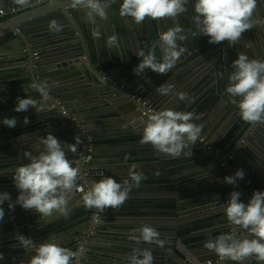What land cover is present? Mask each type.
Returning a JSON list of instances; mask_svg holds the SVG:
<instances>
[{
	"label": "water",
	"instance_id": "95a60500",
	"mask_svg": "<svg viewBox=\"0 0 264 264\" xmlns=\"http://www.w3.org/2000/svg\"><path fill=\"white\" fill-rule=\"evenodd\" d=\"M120 2L110 5L106 20L97 16L95 23L86 17V9L73 7L72 0H51L46 3L49 4L47 6L45 3L40 5L46 6L42 9L33 12V8L0 21V63L5 67L15 62L20 65L18 68L22 69L21 77L27 82L28 93L38 102L39 109L37 111L35 106H30L33 109V120H29L27 124L19 114L10 115L21 118L15 127L4 125L2 120L5 117L0 115L1 124L12 134V140L6 144L3 159L8 165H11V161L14 162L17 167L28 163L25 153L38 155L43 150L40 148L42 144L35 142L31 149H26L29 133L16 136V130H28L38 127L40 121L56 119L64 129L60 133L72 131L70 136L75 137L77 144L75 151H68L72 152L70 155L66 152L72 165L80 172L77 190L70 195L69 201L80 199L83 203V193L89 190L93 182H98L105 176H112L116 180L118 178L114 175L115 170L110 169L113 162L102 168L96 165L91 156L92 149L88 139L95 134L96 129L102 127L100 119L105 115L126 113L132 119L135 129L142 132L151 116L143 114L144 100L149 99V104L154 105L158 111L171 109L194 113L200 103L212 99L211 104L198 117L202 132L199 140L192 146L191 157L181 155L173 158L158 153L151 144L144 143L152 148L148 152L153 156L152 159L158 161L159 167L164 166L162 172L168 173V176L155 179V182L159 183V188L169 191L160 198H131L129 195L124 204L117 208V215L133 217L131 220L120 219L119 223V226L125 227L120 228L122 231L128 228L132 230L128 233L121 232L117 241L100 247V255L111 263L128 264V257L135 248H147L153 253L154 264H237L229 259L221 260L207 249L205 244L209 239L206 236L215 231L219 235L231 232L233 225L227 220L224 206L226 196L232 191H240V199L244 202L256 190L264 191V124L244 122L237 112L232 119L224 122L214 112L227 104L236 106L230 102L225 89L228 76L233 71V61L241 52H248L242 46L244 41L251 44L250 59L261 57L264 60V23L245 31L240 42L235 45H229L228 41L213 44L209 43L207 36H199L196 32L192 0H188L187 12L174 19L145 18L140 24L132 18L119 15ZM16 3V0H0V9ZM253 18L264 21V0H257ZM52 22L59 25V31L50 28ZM173 25L181 26L188 36L187 40L178 41L188 51L178 59L175 67L166 74L147 72L144 69L143 73H135L128 80V75L126 79H120L119 75L132 71L139 58L132 50L133 32L139 36L146 35L150 43H154V39L160 43V33ZM113 35L117 37L118 46L109 47L107 40ZM154 51L156 54V49ZM82 55H85V61L79 59ZM156 59L161 61L157 54ZM7 72L2 70L0 74ZM84 77L89 86L85 87L81 83H76V86L75 82H80ZM133 79L134 85L139 87L137 90L131 89L133 83L130 80ZM41 82L49 85L50 98L46 101L38 89L33 87ZM166 84L174 85L173 91L169 95H162L157 88ZM181 93L187 94L188 98L180 99ZM99 97L104 104L100 109L94 104H88L91 98L95 101ZM56 99L62 104H58ZM63 110H67V114ZM88 123L91 126H86ZM201 138L212 144L213 149L207 151ZM222 138L228 143L227 152L234 153L235 159L227 160V152H224L225 156L216 153L218 140L215 139ZM178 165L180 170L177 171ZM237 169H244L246 175L235 185L229 186L224 178L233 175ZM100 170L105 173L101 174ZM5 191L11 194V201L15 202L19 190L9 175L0 183V192ZM134 191L131 189L130 193ZM69 201L68 209L71 206ZM8 204L9 201H5L3 205L5 215L0 220V237L10 238L13 246L8 249L17 258L27 259L29 262L35 253L24 249L17 239L18 235L32 238L37 245L52 241L53 235L59 232L55 224L60 221L56 219L61 214L41 217L34 209L26 210L18 204L10 209ZM82 213L86 220L80 241L87 242L88 250L82 257L75 258L78 261L91 253V247L100 235L99 232L97 236L87 237L94 226L93 215L85 206ZM143 224H150L157 229L160 239L164 241L162 247L130 239L134 233L139 235L136 230ZM240 232L241 236L246 235L241 229ZM69 248L77 251L75 244ZM244 264L261 262L250 257Z\"/></svg>",
	"mask_w": 264,
	"mask_h": 264
},
{
	"label": "clouds",
	"instance_id": "9594fccd",
	"mask_svg": "<svg viewBox=\"0 0 264 264\" xmlns=\"http://www.w3.org/2000/svg\"><path fill=\"white\" fill-rule=\"evenodd\" d=\"M18 5L26 6L28 0H16ZM120 0H72L73 7L86 9V17L95 23L96 17L106 20L111 4ZM194 5L193 21L197 34L207 36L209 43L228 41L229 45L240 42L242 34L259 26L264 21L254 19L257 0H192ZM188 0H122L119 15L142 23L145 18L161 20L176 18L187 12ZM50 28L57 31L60 27L55 22ZM188 39L184 29L173 25L159 35L163 59L158 61L154 51L147 54L141 52L140 63L133 69L139 75L145 68L166 74L175 67L178 59L188 49L178 43ZM109 47L118 46L117 37L110 36ZM233 71L228 76L226 93L230 102L239 109L240 118L249 124H264V60L250 59L241 52L232 63ZM37 88L43 100H48L49 85L41 82ZM174 85L166 84L157 88L162 95L172 93ZM180 99H187V94L181 93ZM38 102L29 97H18L14 111L25 112L30 106L38 109ZM191 112L163 110L151 114L142 130V142L151 144L161 154L176 158L181 155L192 156V146L199 140L202 128L192 120ZM15 117H5L2 123L15 127ZM24 123H29L27 117ZM43 150L38 155L26 152L28 163L18 166L13 174V181L19 190L15 202L11 201L9 192H0V220H3L5 201L8 207L14 209L18 204L22 208L34 209L41 217H51L54 214L67 216L68 201L80 177L79 169L72 165L66 152L75 151L73 144L61 142L49 132L42 137ZM188 150V151H186ZM244 169H237L233 175L224 178L229 185H235L244 179ZM129 180L117 181L112 176H105L98 182H93L83 193V204L89 209L104 212L108 207L119 208L129 198L133 187H139L145 179L142 173L129 170ZM240 191H232L224 206V212L229 224L243 229L246 235L241 237L231 232L219 235L215 240L207 241V249L215 253L221 260L229 259L244 264L250 257L264 264V191L256 190L252 197L244 202L240 199ZM95 219V217H94ZM130 236L136 242L163 246L160 233L150 224H143ZM19 243L26 251H34L28 264H79L75 258L82 257V251L76 252L56 241H46L37 245L32 238L19 234ZM3 257L0 256V259ZM128 264H154L151 249L135 248L128 257Z\"/></svg>",
	"mask_w": 264,
	"mask_h": 264
},
{
	"label": "crops",
	"instance_id": "0c3cea01",
	"mask_svg": "<svg viewBox=\"0 0 264 264\" xmlns=\"http://www.w3.org/2000/svg\"><path fill=\"white\" fill-rule=\"evenodd\" d=\"M47 5L49 4H46V6ZM46 6L44 5V7ZM44 7L38 6L37 9H35L36 8L35 7L33 9V12L42 9ZM2 20L4 19H0V21ZM153 42L154 43H150V39L146 35L139 36L137 33L133 32L131 39V44L133 46L132 50L139 57L136 63H134L135 67L140 63L142 59L140 53L143 52V50H144L143 53L147 54L156 49L157 57L158 58L160 57L161 60L163 59V51L160 47L159 41L154 39ZM244 43L245 44H242L244 51L248 50L247 52L248 54L247 53L246 54L250 57L249 50L251 44H248L245 41ZM79 59L81 61H85V55L79 56ZM19 66L20 65L16 62L6 67L5 65H2V63H0V71L2 70L8 71L6 73L7 75L4 73L0 74V115H3L4 117H11L10 115L19 114L20 115L19 117L21 118L25 119V117H27L28 120H33V109L30 107L29 110L25 112L14 111L18 97L23 98L26 96L31 98L30 93H28L27 82L23 79V77H21L22 69L18 68ZM133 69L131 72H128L126 75L122 73L121 75H119V78L124 80L127 78L126 76L128 75L127 80L130 79L135 74ZM145 69L147 70V72H153V70H151L150 68H145ZM131 81L133 83L134 79L130 80V82ZM76 83H81V85L85 87L89 86V82L86 77L82 78L80 82L79 81L75 82V85ZM137 88L139 87L135 86L133 83L131 89L137 90ZM199 98L200 96H198V99ZM100 99L101 98L99 97V99L98 98L96 99L97 101L96 100L93 101L94 99L92 100L91 98L88 104H90V106L94 104L96 108L100 109L104 105L101 102L103 101V99L101 100ZM212 101L213 100L210 99L198 105V108L195 110L194 113H192L193 114L192 120L194 123L198 124L199 121L198 117L207 109V107L211 104ZM78 112L80 111L78 110ZM236 112L239 115V109L237 108V106L227 104L217 109L214 112V115L215 116L218 115V118L226 122L232 119L234 114H236ZM100 115H102V113H100ZM19 117H15L17 121L21 119ZM80 120H84V119H80ZM100 124L102 127H100L99 130L94 129L95 134L93 136L95 142L91 146L92 148L91 156L96 162V165H99L102 168H104V167H108L109 165L108 163L113 162L112 167L110 169L115 170L114 175L118 177L117 180L120 181L130 179L129 177L130 169H134L135 171L142 173L145 179L141 181L139 187L132 188V190L134 189L135 191L129 194L131 198L133 197L160 198L162 196H165L167 191H169V189L164 190L162 188H159V183L155 182V179H163L165 176H168V173L167 172L163 173L162 170L164 171L165 169L164 166L162 168L159 167L158 161L152 159L153 156L148 153L149 151L152 150V148L144 145V143L142 142V132L141 130L135 129V127L133 126L134 123L132 119H130L128 115H126V113L125 114L122 113L121 115H110V116L105 115L104 118L100 119ZM86 126H91V125L90 123H88L86 124ZM63 130L64 129L61 128V125L56 121V119L43 120L38 123V127L30 128L28 130H23L20 132L19 129H17L16 133L17 132L18 133L16 134V136L29 133V135L26 138V149L27 148L31 149L35 144V142H37L38 144L41 143L42 137L46 136L49 132L54 134L61 142L73 144L75 148H77V144H75V137L70 136L72 131L69 130L60 133V131ZM11 137L12 134L9 133V130L3 124H1V120H0V183H3L5 180V176L8 175L11 179H13V174L17 168L14 162L11 161L10 162L11 165H8L9 163L3 159L6 144H8V142L12 140ZM113 140L114 141L124 140V141L115 142V143L108 142ZM215 140H218L217 147L218 148L220 147L223 149L224 152H227L229 148L227 145L228 144L227 141L223 138L215 139ZM40 148L43 149V145H41ZM67 153L68 155H70V153L72 152L67 151ZM230 154L234 155V153L231 152ZM119 161H123V162L120 163ZM178 167H180V165L177 166L176 168L177 171L180 170V168ZM184 169L185 166L183 167V170ZM100 171L99 172L101 174L105 173L102 170ZM145 181H149L150 183L146 184ZM142 187H147V188L142 189ZM154 190L156 192H154ZM229 195H227L226 197H228ZM69 202L71 203V206L69 207L70 209H68L69 214L67 216L61 214L59 216V219H56V220H60L55 224V227L59 229V232H56L52 238V241H56L67 248L76 244V240L80 239L81 236L84 234L85 231L84 222L86 220L84 219V214L82 213V209L84 208V204L82 203V201L80 199L79 200L72 199V202L71 201ZM117 212H118L117 209H114L112 207H108L104 210L102 215L101 225L98 228L97 233L94 235L97 236V234L100 232V235L97 238L98 241H96L91 247V253L87 254L84 259H81V264H115V263H111L105 257H102V255H100V252H102L100 247L108 245L111 241L112 242L117 241V239H119L120 236L122 235L121 232L123 231L127 233L131 232L132 228H128L127 230L122 231L120 228H125V227L119 226V223L121 221L120 219L131 220L133 218L131 216H118ZM150 213H152V211ZM217 228H220V226ZM241 231H243V233H246L243 229H241ZM218 236H219V232L215 231L214 233L206 236V239L208 238L209 239L208 241H211V240H215ZM242 236L245 235L242 234ZM11 246L13 245L11 244L10 238L4 239L0 237V256L3 257L2 259H0V264H27L28 263L27 259L21 260L17 258L16 255L13 254L8 249Z\"/></svg>",
	"mask_w": 264,
	"mask_h": 264
},
{
	"label": "built area",
	"instance_id": "2783aa9c",
	"mask_svg": "<svg viewBox=\"0 0 264 264\" xmlns=\"http://www.w3.org/2000/svg\"><path fill=\"white\" fill-rule=\"evenodd\" d=\"M48 1H51V0H28V4L26 6H21V5H18L17 3L14 4L13 6L11 7H7V8H1L0 9V19H7L9 17H12V16H15L17 14H20V13H23L27 10H30V9H33L35 7H38L44 3H47ZM56 102L58 104H62V102L59 100V99H56ZM142 105L145 107L144 110H143V114L144 115H151V114H154V113H158L160 111L156 110L154 106L150 105L148 100H144L142 101ZM63 113L64 114H67V110H63ZM201 142L204 143V145L206 146V150L209 151L211 149H213V145L208 143V142H205V139L204 138H201L200 139ZM95 142V139H94V136H89V139H88V143H89V147L90 149L92 144ZM216 153L218 155H221V156H225L224 155V151L222 148H216ZM225 158L227 160H233L234 159V155L233 154H229V155H226ZM86 160V159H85ZM229 197V196H228ZM228 197H226V201L228 199ZM226 201H225V204H226ZM90 213L93 215V228L92 230L89 232V234H87V237H91V236H94L96 233H97V230L98 228L100 227L101 225V222H102V215H103V212H98L96 209H90ZM95 217V219H94ZM231 232L235 235H239L241 236V232H240V229L233 225V228L231 229ZM242 237V236H241ZM82 238V236H81ZM80 239L77 240L75 246L77 248V251L76 252H80L81 250L82 251V254H85L88 250V244L87 242H81ZM79 264H81V259L79 260Z\"/></svg>",
	"mask_w": 264,
	"mask_h": 264
},
{
	"label": "trees",
	"instance_id": "16d2710c",
	"mask_svg": "<svg viewBox=\"0 0 264 264\" xmlns=\"http://www.w3.org/2000/svg\"><path fill=\"white\" fill-rule=\"evenodd\" d=\"M121 141H124V140H113V141H108V142H111V143H115V142H121Z\"/></svg>",
	"mask_w": 264,
	"mask_h": 264
}]
</instances>
